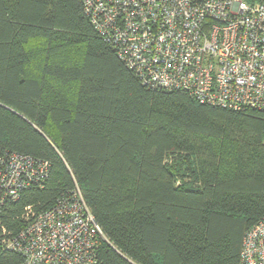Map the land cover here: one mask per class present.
Listing matches in <instances>:
<instances>
[{"label":"trees","instance_id":"1","mask_svg":"<svg viewBox=\"0 0 264 264\" xmlns=\"http://www.w3.org/2000/svg\"><path fill=\"white\" fill-rule=\"evenodd\" d=\"M0 151L51 166L5 224L77 186L105 239L98 264H240L264 216V111L143 86L79 0H0Z\"/></svg>","mask_w":264,"mask_h":264},{"label":"built area","instance_id":"2","mask_svg":"<svg viewBox=\"0 0 264 264\" xmlns=\"http://www.w3.org/2000/svg\"><path fill=\"white\" fill-rule=\"evenodd\" d=\"M92 28L143 86L199 103L264 111V0H79ZM48 161L0 151V251L18 264H98L104 236L77 186L50 207L3 213L42 187ZM240 264H264V216L242 237Z\"/></svg>","mask_w":264,"mask_h":264}]
</instances>
